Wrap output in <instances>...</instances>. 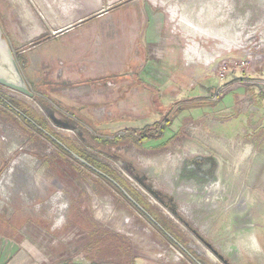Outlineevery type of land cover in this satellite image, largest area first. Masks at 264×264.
<instances>
[{
	"label": "rangeland",
	"instance_id": "1",
	"mask_svg": "<svg viewBox=\"0 0 264 264\" xmlns=\"http://www.w3.org/2000/svg\"><path fill=\"white\" fill-rule=\"evenodd\" d=\"M81 2L0 0L35 92L0 84L9 264H264V0ZM154 100L192 108L139 143Z\"/></svg>",
	"mask_w": 264,
	"mask_h": 264
},
{
	"label": "trees",
	"instance_id": "2",
	"mask_svg": "<svg viewBox=\"0 0 264 264\" xmlns=\"http://www.w3.org/2000/svg\"><path fill=\"white\" fill-rule=\"evenodd\" d=\"M140 82L143 84L142 86L145 87L146 90L148 89V90L155 91V88L152 87L150 84L145 83L143 80H141ZM217 99H219V96ZM212 100H214V99L212 98ZM154 101L157 105L158 110L160 111V114L164 117V121L163 122L162 121H160V122L155 121L153 124L148 125L144 128H137V127L131 128V131L132 132L134 131L133 132L134 135L138 136L137 141L139 143L143 142L145 140L148 141L150 139L161 140L165 134V131H166L165 129L174 124V122L179 117V114H181L185 110L192 108L188 105H185L186 102L189 103L190 100H186V101H182V100L180 101L179 100L176 103L171 104V105H167L160 100H154ZM214 101H217V100H214ZM12 107H14V109H17L14 105H12ZM20 113L22 116H24L27 119V121L29 123L34 124L35 126H37L40 129H43V127L40 126L39 122L36 119H34V117H32L31 115L29 116L26 112L25 113L20 112ZM128 129L129 128H126V131L124 129L122 131V133L115 135L113 140L114 141L119 140L122 137V135H124V133L130 132V130H128ZM85 159L90 163L89 159H87L86 157H85ZM95 168H98V167H95ZM102 174H103V176L110 179V181H112L116 185L118 184L119 187H121V188L123 187V186H121V184L118 183V181L115 178H112L110 174H106V172L102 173ZM127 192L132 196V198L135 201V204L140 206L142 208V210L146 211L145 208L142 205H140V202L138 201L136 194L134 195V193H132V191H127ZM159 224L162 227V224L160 222H159ZM135 260H136V258L134 260H132L130 264H135Z\"/></svg>",
	"mask_w": 264,
	"mask_h": 264
},
{
	"label": "water",
	"instance_id": "3",
	"mask_svg": "<svg viewBox=\"0 0 264 264\" xmlns=\"http://www.w3.org/2000/svg\"><path fill=\"white\" fill-rule=\"evenodd\" d=\"M60 30V32H64ZM0 84L10 88L11 90H16L26 96L34 97L35 92L32 90L31 85L28 83L26 76L24 75L19 61L15 55L14 48L10 45V42L0 25ZM72 154L76 156L81 162L92 166L84 158L76 153ZM93 167V166H92ZM118 185V184H117ZM122 190L126 195L135 203L132 196L122 187ZM140 207V206H139ZM194 258V257H193ZM199 264H204L199 260L195 259Z\"/></svg>",
	"mask_w": 264,
	"mask_h": 264
},
{
	"label": "crops",
	"instance_id": "4",
	"mask_svg": "<svg viewBox=\"0 0 264 264\" xmlns=\"http://www.w3.org/2000/svg\"><path fill=\"white\" fill-rule=\"evenodd\" d=\"M82 0H80V3L82 4V2H81ZM91 1V0H90ZM93 1H96V0H93ZM72 11H75L74 9L72 10ZM79 11L81 12V11H86V7H84V6H82L81 5V8L79 9ZM74 16H76V15H74ZM73 16V17H74ZM72 17V18H73ZM82 21H84V20H81V21H79V22H82ZM78 22V23H79ZM74 24V23H73ZM72 24V25H73ZM75 24H77V23H75ZM69 28V27H68ZM152 34H154V36H156L155 35V33H152ZM148 65V64H147ZM152 65H148L147 67H146V69H149L150 71H151V69H152ZM153 71H154V69H153ZM200 96H203V93L202 94H198V93H196L195 95H191L190 97H189V99H191V98H197V97H200ZM179 99H182V98H179ZM183 99H185V98H183ZM170 103L171 104H174L175 103V101H173V100H170ZM171 104H167V105H171ZM11 235V236H10ZM3 236H4V238H7V239H5V241H7L6 242V244L8 243V240H15L12 236H13V234H3ZM16 241V240H15ZM6 245H4V250H2V251H0V264H1V261H2V259H4V257H6L9 261H8V264H9V262H10V257L11 256H13L14 254H11L10 256H8L7 257V255H8V253L9 252H7V250H6ZM24 258H21V260L20 261H22ZM6 262H7V260H6ZM63 264H66V263H63ZM67 264H96V263H92V262H88V261H83V260H78V261H71V262H68ZM135 264H157V263H155L154 261H150V260H147V259H145V258H142V257H138L136 260H135Z\"/></svg>",
	"mask_w": 264,
	"mask_h": 264
},
{
	"label": "built area",
	"instance_id": "5",
	"mask_svg": "<svg viewBox=\"0 0 264 264\" xmlns=\"http://www.w3.org/2000/svg\"><path fill=\"white\" fill-rule=\"evenodd\" d=\"M214 97H215V96H214ZM215 98H216V100H217L218 96H216ZM178 260H180V259H178Z\"/></svg>",
	"mask_w": 264,
	"mask_h": 264
},
{
	"label": "bare ground",
	"instance_id": "6",
	"mask_svg": "<svg viewBox=\"0 0 264 264\" xmlns=\"http://www.w3.org/2000/svg\"><path fill=\"white\" fill-rule=\"evenodd\" d=\"M48 12V11H47ZM66 29V28H65ZM68 29V28H67ZM60 31V30H59ZM57 33V32H56Z\"/></svg>",
	"mask_w": 264,
	"mask_h": 264
}]
</instances>
